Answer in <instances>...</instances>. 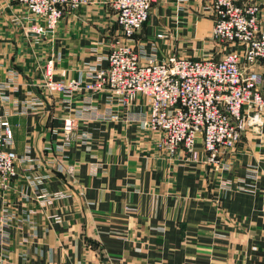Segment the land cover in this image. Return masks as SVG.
Here are the masks:
<instances>
[{
    "label": "crops",
    "instance_id": "1",
    "mask_svg": "<svg viewBox=\"0 0 264 264\" xmlns=\"http://www.w3.org/2000/svg\"><path fill=\"white\" fill-rule=\"evenodd\" d=\"M253 3L264 7V0H239ZM30 20L16 0H0V94L19 113L8 121L11 149L20 159L17 178L0 190V216L4 209L10 219L0 233V264H264V130L246 132L213 164L200 144L198 161L187 162L183 149L171 155L162 134L135 123L80 121L77 136L85 133L88 141H72L62 160L52 151L65 141L62 123L69 113L60 98H46L35 86L48 61L54 80L79 79L109 53L120 30L109 0L66 9L44 37L27 32ZM213 23L211 0H152L134 47L156 62L173 55L219 59L221 49L210 40ZM36 95L43 98L40 108L21 113V104ZM85 98L77 96L70 113ZM90 99L99 112L111 109L106 94ZM5 105L0 99V116ZM133 111L145 113L142 98ZM25 157L40 160L39 168ZM250 167L258 179L247 190ZM36 172L50 191L72 197L41 206L27 187ZM221 179L232 189L220 190Z\"/></svg>",
    "mask_w": 264,
    "mask_h": 264
},
{
    "label": "built area",
    "instance_id": "2",
    "mask_svg": "<svg viewBox=\"0 0 264 264\" xmlns=\"http://www.w3.org/2000/svg\"><path fill=\"white\" fill-rule=\"evenodd\" d=\"M16 1L33 22L27 32L39 37L56 30L66 9L77 10L86 3V0ZM109 2L120 30V37L109 53L88 65L79 79L72 80H54L52 61H48L41 82L35 86L46 98H60L69 113L62 123L65 141L52 152L65 160V151L72 141L82 144L88 141L85 133L77 136L80 121L135 123L143 130L162 134V146L168 153L183 149L186 161L194 163L199 159L197 144L214 164L222 152L234 150L246 132L263 134L264 7L239 4V0H211L214 23L210 40L221 49V57L185 59L173 55L164 62H156L143 56L133 43L148 20L152 0ZM103 61L105 67H101ZM5 88L8 85L1 87ZM96 94H106V105L117 110L99 112L90 103V97ZM79 95L86 97L85 105L70 113L73 100ZM138 98L144 100L146 111L134 116ZM0 99L6 104L0 116V190H6L18 176L16 163L20 160L11 149L13 133L8 117L19 113L7 107L8 99L2 93ZM42 104V96L36 95L21 104V113L37 111ZM22 161L31 162L27 157ZM38 161L30 164L36 162L39 168ZM56 169L63 171L60 164ZM257 172L254 167L248 169L247 190L255 188ZM44 178L36 172L27 180V187L41 206L49 207L72 197L69 192L50 191L44 186ZM232 186L228 179L219 182L220 190L228 191ZM50 219L60 222L57 215ZM9 220L3 209L0 233L4 234Z\"/></svg>",
    "mask_w": 264,
    "mask_h": 264
},
{
    "label": "rangeland",
    "instance_id": "3",
    "mask_svg": "<svg viewBox=\"0 0 264 264\" xmlns=\"http://www.w3.org/2000/svg\"><path fill=\"white\" fill-rule=\"evenodd\" d=\"M60 20H61V19H60ZM60 20H59V21H60ZM52 33H53V32H52ZM49 34H51V33H47V34L44 35V36H47V35H49ZM44 36H41V37H44ZM37 37H39V36H37ZM44 99H45V98H44Z\"/></svg>",
    "mask_w": 264,
    "mask_h": 264
},
{
    "label": "bare ground",
    "instance_id": "4",
    "mask_svg": "<svg viewBox=\"0 0 264 264\" xmlns=\"http://www.w3.org/2000/svg\"><path fill=\"white\" fill-rule=\"evenodd\" d=\"M150 13V12H149Z\"/></svg>",
    "mask_w": 264,
    "mask_h": 264
}]
</instances>
